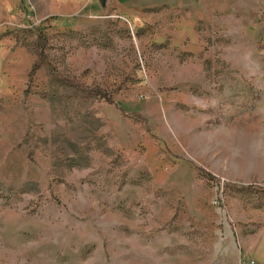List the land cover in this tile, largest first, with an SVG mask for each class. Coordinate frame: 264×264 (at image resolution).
Listing matches in <instances>:
<instances>
[{"label": "rangeland", "instance_id": "rangeland-1", "mask_svg": "<svg viewBox=\"0 0 264 264\" xmlns=\"http://www.w3.org/2000/svg\"><path fill=\"white\" fill-rule=\"evenodd\" d=\"M8 2L0 264H264V0L75 32Z\"/></svg>", "mask_w": 264, "mask_h": 264}, {"label": "crops", "instance_id": "crops-1", "mask_svg": "<svg viewBox=\"0 0 264 264\" xmlns=\"http://www.w3.org/2000/svg\"><path fill=\"white\" fill-rule=\"evenodd\" d=\"M214 0H29L37 22H48L56 29L78 31L95 26L99 20L116 17L128 23L138 22L149 12H207ZM8 0H0V29L11 26ZM43 6H47L43 10ZM105 18V19H104Z\"/></svg>", "mask_w": 264, "mask_h": 264}, {"label": "trees", "instance_id": "trees-1", "mask_svg": "<svg viewBox=\"0 0 264 264\" xmlns=\"http://www.w3.org/2000/svg\"><path fill=\"white\" fill-rule=\"evenodd\" d=\"M38 42H39V48L37 49V52H36V61L34 62L33 67L29 73V76H28L29 79H31L33 75L35 74V72L39 70L41 66L47 62V57L44 52V49L48 45L47 39L45 36L40 35L38 37ZM105 102L113 105V102L110 99H105Z\"/></svg>", "mask_w": 264, "mask_h": 264}, {"label": "built area", "instance_id": "built-area-1", "mask_svg": "<svg viewBox=\"0 0 264 264\" xmlns=\"http://www.w3.org/2000/svg\"><path fill=\"white\" fill-rule=\"evenodd\" d=\"M29 16V15H28ZM30 17V16H29ZM245 264H255L253 261H247Z\"/></svg>", "mask_w": 264, "mask_h": 264}]
</instances>
